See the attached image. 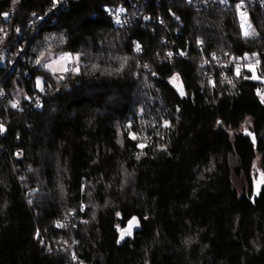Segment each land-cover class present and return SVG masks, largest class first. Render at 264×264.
<instances>
[{
	"label": "trees",
	"instance_id": "obj_1",
	"mask_svg": "<svg viewBox=\"0 0 264 264\" xmlns=\"http://www.w3.org/2000/svg\"><path fill=\"white\" fill-rule=\"evenodd\" d=\"M237 4L69 0L31 40L56 0H0V264H264V11L245 35Z\"/></svg>",
	"mask_w": 264,
	"mask_h": 264
},
{
	"label": "built area",
	"instance_id": "obj_2",
	"mask_svg": "<svg viewBox=\"0 0 264 264\" xmlns=\"http://www.w3.org/2000/svg\"><path fill=\"white\" fill-rule=\"evenodd\" d=\"M69 0H56V5L53 7L51 11L47 14V16L44 17H38L34 22L31 23L30 27L33 28V36L31 40L35 37V35L38 33L41 25L44 23V21L52 15L54 12H56L58 9L62 8ZM251 6H258L262 11H264V0H238V17L239 20L243 26L244 30H250L252 26V13H251ZM113 17L115 19V22L117 26L120 28L124 27V22L123 20L116 14H113ZM41 22V23H40ZM6 35V33H4ZM2 39V35H0V40ZM141 46V45H140ZM10 44H3L0 45V66L2 64V60L5 57L6 53L10 49ZM23 52L18 54L14 59H13V64L7 73V76L11 72V70L16 66V64L19 62L20 58L22 57ZM228 56V55H227ZM215 58V57H214ZM77 63L75 64H70L67 69V73L71 74L73 70L76 68ZM0 95L2 97H5V91L2 88V83H0ZM262 95L264 96V90L262 92ZM44 105V99L42 96H36L34 98L31 97H26L23 100L22 99H17L15 101V107L17 110H26L30 107H34L35 109H41ZM24 153L20 152L16 158L17 159H23Z\"/></svg>",
	"mask_w": 264,
	"mask_h": 264
},
{
	"label": "rangeland",
	"instance_id": "obj_3",
	"mask_svg": "<svg viewBox=\"0 0 264 264\" xmlns=\"http://www.w3.org/2000/svg\"><path fill=\"white\" fill-rule=\"evenodd\" d=\"M242 28H243V26H242ZM251 29H252V26H251L250 30H248V31L243 29V32L244 33H246V32L249 33V31H251ZM252 57H247L246 60L248 62H251L253 60L258 59V55L252 56ZM74 63L75 64L78 63V57L77 56H73L71 54H54V53H51V54L41 58V60H40V64L42 66H44L46 69L50 70L51 72H53L55 74H60V75H65L66 72H67L68 66L70 64H74ZM38 86L39 87L42 86L41 80H39ZM249 127H250V123L249 122L245 123L243 125L241 131H247V130H249ZM143 147H144V145H143ZM143 147H141V148H143ZM258 166L259 165L256 166V171L260 172V169H259ZM190 173H191V168L190 167H186V168H184L183 170H181L178 173V175H177V184H178V186L183 184L186 181V179H187V177L189 176ZM141 185H142V182H141ZM152 186H153V190L155 192H157V196H159L160 193H158V190H157L158 189L157 188L158 187V182H157V180L155 178H152ZM143 194H144V192L141 189L140 195H139L138 204H141L143 202ZM172 207H175V202L174 201H172ZM146 218L148 219L149 217L146 216ZM136 227H137V224L135 226H133V231L136 230ZM128 230L129 229H124V230L122 229L121 230V233H123V236L128 234Z\"/></svg>",
	"mask_w": 264,
	"mask_h": 264
},
{
	"label": "snow or ice",
	"instance_id": "obj_4",
	"mask_svg": "<svg viewBox=\"0 0 264 264\" xmlns=\"http://www.w3.org/2000/svg\"><path fill=\"white\" fill-rule=\"evenodd\" d=\"M248 34H249L248 32L245 33V35H248ZM0 130H2V128H0ZM133 138L135 139V136H133ZM140 147H143V145H140ZM137 158H139V157H137ZM133 220H135V218H133ZM131 223L132 222H130V227H131ZM60 226H62V225H60ZM130 227H129V230H128V234H130ZM122 238H123V233H122Z\"/></svg>",
	"mask_w": 264,
	"mask_h": 264
}]
</instances>
